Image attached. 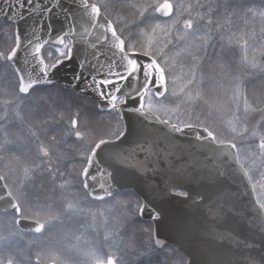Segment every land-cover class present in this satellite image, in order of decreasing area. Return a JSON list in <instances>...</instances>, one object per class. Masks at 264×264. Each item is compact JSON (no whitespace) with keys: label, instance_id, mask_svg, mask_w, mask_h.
<instances>
[{"label":"snow or ice","instance_id":"6c2138e0","mask_svg":"<svg viewBox=\"0 0 264 264\" xmlns=\"http://www.w3.org/2000/svg\"><path fill=\"white\" fill-rule=\"evenodd\" d=\"M251 2L0 0V83L14 90L16 147L32 157L22 179L10 165L0 174V220L14 229L0 249L16 253L6 264H41L19 247L25 232L51 239L81 205L118 198L123 217L70 247L69 264H264V91L248 90L264 85V63L227 51L238 16L258 17L264 35V0ZM174 57L189 61L179 77ZM73 104L85 130L72 119L57 140L55 108ZM94 114L107 116L99 135ZM9 126L5 108V145ZM105 245L119 257L101 258Z\"/></svg>","mask_w":264,"mask_h":264},{"label":"rangeland","instance_id":"374dc122","mask_svg":"<svg viewBox=\"0 0 264 264\" xmlns=\"http://www.w3.org/2000/svg\"><path fill=\"white\" fill-rule=\"evenodd\" d=\"M97 2V0H92ZM163 0H158V2H162ZM103 2V0H100ZM150 2H155V0H150ZM188 2H195V0H188ZM215 2V0H201V3H209ZM249 7L255 6L257 8L260 7V0H252L251 3L248 4ZM261 22L259 18L253 19L252 17H243L238 16L233 19L231 25V32L236 34V43L229 46L227 49L229 58L240 64L245 57V52L247 51L248 60H254L257 64L264 63V35H261ZM3 40V37H0V41ZM247 41V50L244 48V42ZM175 63V73L179 77L181 76L182 70H187V65L189 61L184 57H174ZM254 81L255 88L252 89V84H248L249 92L252 90L256 94H259L261 91H264V85L261 84L260 79H250L249 82ZM257 82V83H256ZM13 88L7 87L5 84L0 83V117L3 116L5 108L9 110L10 119L13 120V125L7 128L8 137L7 139L13 141L10 144H4V133L0 131V145H3L0 148V172L4 174L7 169L4 167L5 165H10L13 169H15V176L18 179L23 178L22 168L24 164L29 163L31 160L30 155H24L20 150L16 147V136L18 134L17 123L14 118L11 116V109L14 107L15 95L13 94ZM251 93V92H250ZM209 100H214L216 98L215 93L209 94ZM6 102H8L6 104ZM45 103L51 104L52 101H45ZM78 109L73 104L71 107H64L63 105H57L55 108V120L53 126L58 129L55 133L57 140L62 138L63 133L69 128L70 121L72 119H76L78 121V126L81 127V130L84 131L83 121L85 117L83 115H77ZM27 118V116H26ZM46 119H52L51 117H45ZM107 119V116L103 117L100 114L90 115L88 117L89 127L96 131V134L99 135L104 130V121ZM27 120V119H26ZM24 127L27 129V125L25 123ZM35 130V129H34ZM53 133H49L48 137H42L43 139H49ZM75 143L74 138L68 140V144L72 145ZM15 157H20L19 160L15 159ZM260 177L258 175H254V181L259 183ZM37 195H43L42 193H37ZM123 198H118L117 201H113L109 204L101 205L99 203H89L87 205H81L85 209L84 212L74 216L70 223H66L64 227L60 228L56 231L54 236L51 239L46 237L37 238V236L25 235L23 234V239L19 240V247L21 249H25L27 252L32 249L31 246L36 248V253L42 255L49 256H60L62 264H69L70 258L72 254L69 251L70 247H81L88 248L91 246V242L93 241L96 233L95 229L97 227L103 226V220L107 217L109 220L114 221L117 219H121L125 213V209L121 206L120 200ZM64 211V204L60 203L53 207L52 215H56L57 213H61ZM95 214V215H93ZM6 234L5 236H9ZM121 235H124L121 233ZM136 239H146V237L142 236L137 229ZM31 242V244L29 243ZM117 255V258L121 254L117 251V248L112 247L109 249L108 245L104 246L103 252H100L99 255L101 258H104V253L109 252Z\"/></svg>","mask_w":264,"mask_h":264},{"label":"flooded vegetation","instance_id":"af4514ba","mask_svg":"<svg viewBox=\"0 0 264 264\" xmlns=\"http://www.w3.org/2000/svg\"><path fill=\"white\" fill-rule=\"evenodd\" d=\"M90 2H93V1H90ZM29 124H33V126H34V122L27 119L26 120V125L28 126ZM16 128L18 130V134L22 135L21 126L18 124ZM24 129L26 130L25 127H24ZM18 134H17V136H18ZM17 136H16V139H17ZM0 163H1V161H0ZM0 174H1V172H0ZM13 231H14V229H12L9 224H7L6 222L0 220V236H5L6 234H9V233H11ZM24 234L25 235H29V236L33 235L31 233H28V232H25ZM31 247H32V249L30 251H28L27 253L30 256H32L33 258H35V256L37 255V253H36L37 250H36V248H34V246H31ZM9 254H11L13 257L16 256V253H15V251L13 249H0V259H4L5 260V264H6V260H7L8 256H9ZM67 258H70V256H68ZM40 259H41V264H49L51 262H54L55 264H62L60 256L58 257V256H49V255H42L41 256L40 255Z\"/></svg>","mask_w":264,"mask_h":264},{"label":"water","instance_id":"95a60500","mask_svg":"<svg viewBox=\"0 0 264 264\" xmlns=\"http://www.w3.org/2000/svg\"><path fill=\"white\" fill-rule=\"evenodd\" d=\"M70 78V74L68 72H61L60 73V82L64 83L67 79ZM145 220H147V216H145ZM22 227H28V226H32L29 224H22ZM50 264H55V263H50Z\"/></svg>","mask_w":264,"mask_h":264},{"label":"trees","instance_id":"16d2710c","mask_svg":"<svg viewBox=\"0 0 264 264\" xmlns=\"http://www.w3.org/2000/svg\"><path fill=\"white\" fill-rule=\"evenodd\" d=\"M250 84H252V89L254 90V88H255V83H254V81H252V82H249ZM248 83V84H249ZM257 83V82H256ZM250 92H253L252 90L250 91Z\"/></svg>","mask_w":264,"mask_h":264}]
</instances>
